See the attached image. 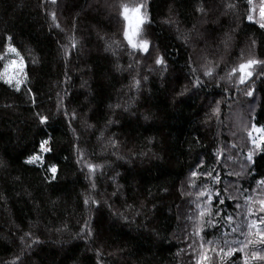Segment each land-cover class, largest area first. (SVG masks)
<instances>
[{
  "label": "trees",
  "instance_id": "16d2710c",
  "mask_svg": "<svg viewBox=\"0 0 264 264\" xmlns=\"http://www.w3.org/2000/svg\"><path fill=\"white\" fill-rule=\"evenodd\" d=\"M125 5H143L147 52L126 40ZM251 6L0 0V53L13 45L26 75L19 90L0 80V264H264V224L252 227L264 211L244 209L264 197V145L249 159L233 124L244 111L264 126V27ZM244 41L254 49L238 58ZM241 59L258 62L245 84L256 106L229 109L232 123L215 111ZM125 88L140 97L132 108Z\"/></svg>",
  "mask_w": 264,
  "mask_h": 264
},
{
  "label": "rangeland",
  "instance_id": "374dc122",
  "mask_svg": "<svg viewBox=\"0 0 264 264\" xmlns=\"http://www.w3.org/2000/svg\"><path fill=\"white\" fill-rule=\"evenodd\" d=\"M249 3L252 5L251 8L249 9V15H248V17L250 15L252 16V19L250 21H256L260 25L264 24V17H262L260 15V8L262 6H264V0H249ZM133 8H136V6L131 7L129 9H133ZM122 12H123V10H122ZM211 13L212 12H208L207 15L205 16V18L202 17L201 21L205 22L207 20V17L210 16ZM132 15L133 14L130 11L129 12V16H132ZM121 16H123V15L121 14ZM137 16L140 19H143L141 11H140V13L137 14ZM133 23H135V18L133 19ZM128 27H129V22L126 20V28H125V30ZM195 36L198 37V38L196 37V39H200L201 40V38H199L198 35L195 34ZM133 42L137 43V44H141L144 41L139 40L138 33H137L135 36H133ZM242 44H244V47H242L240 49L239 55H241V56H239L238 58L244 56L242 54L243 52L245 53V52H247V51H249L251 49H254L253 45L252 44H248L246 41H244V43H242ZM232 45H233V43L229 44L227 46L228 49H230V53H231V50H232ZM10 49H15V51L14 52L10 51ZM137 49L143 51L141 48H137ZM107 50H108V48L105 47V51H107ZM0 59L3 62V65H2V67L0 69V80L5 82V83H7L10 86H12L15 89H17V87L20 88L26 81V75H25V62H24L23 57L19 53V51L13 45L7 44L6 47H5V50L2 53H0ZM249 60H253V59H248V60L241 59V60H239L240 61L239 63L237 61L235 63L232 62L231 64L228 65V67L226 69V75L225 76L227 77V85H226L227 86V90H224V88H223V90H224L223 94H222L223 96L221 95L222 97L220 96V99L217 101V102L220 101V103L218 104L219 106L217 107V111H215L219 115H221L222 118H223V116H225L226 119L230 120L229 117H227V115L230 114V110H231V114H234L240 108L247 107V113H248V116H250L249 113L255 109L256 102H255V100H254L252 95H248L249 92H251L253 94V91L251 89H248L245 86V84L249 80L250 76L247 78V80L244 83H240L241 76L244 75V73H241V72L237 71L234 75H230V73H232L233 68H237L238 69L240 64L246 63ZM13 61H15V64H13ZM206 61H207V57L205 56L202 59V61H200L198 58L194 59L193 63H194V66L198 67L199 64L201 65V64L205 63ZM234 64H236V66H233ZM208 67H207V65L205 67L204 66L202 67L203 70H204L203 73L208 71ZM126 68L131 70L132 74L136 73L138 71L136 66L132 67V64H129V66L126 67ZM251 69H252V67L250 69H247V71H251ZM255 69H257V68H255ZM147 71L150 72L149 68L147 69ZM168 71H169V69L166 72H168ZM130 73H129V76H130ZM161 73L164 76L166 74V73H163V72H161ZM143 74H144L143 72H139V74H138V83H139L140 80L143 81L144 83L146 82V80H144L143 78L140 79ZM9 81H11V82L9 83ZM145 90L147 91V89H145ZM149 91L150 90L148 89L147 92H149ZM128 93H129L128 90L125 88L123 90V94L125 96H123L122 104H123V106L127 104L128 107L132 108V107L135 106V104H137V101H139L140 97L139 96L135 97L133 94H131L129 97H126L128 95ZM223 101H225V102L223 103ZM227 102H229L231 104V108H227V104H228ZM221 108L225 109L223 113L221 112ZM242 112H243V117L241 116V113H239V112L236 115L237 116L236 117L237 120H240V121H236L234 119V123H233L232 122V116H231V120L230 121L234 124L235 127L239 126L240 130L243 132L244 141L242 142L240 139H237L238 143L241 142L239 144V146L237 145L238 149L240 151L243 149L248 154H250L251 151H252V146L256 145V144L253 143V140L255 139L257 141V143H259L261 137H264V126H255V125H253L251 119H247L244 116V111H242ZM257 129H259V131H257ZM224 134H228L229 135L231 133L228 132V133H224ZM43 142L41 143V145L43 144ZM41 151H42V149H41ZM34 156H38V155H34ZM34 156L29 157L28 160H30ZM114 156L118 157L116 155H114ZM39 161H37L35 163H38ZM195 192H196V188H195ZM262 202H264V197H262L260 195H251L250 198L247 199V206L244 209L245 210H254V209H257V208H264V203H262ZM238 208H239V205H238ZM192 210H193L192 219H196V214H195L196 208L193 207ZM84 226H85V224L83 222L82 223V228H86ZM88 227L89 226L87 225V229H88ZM193 229H194V233H195L196 232V224H193ZM199 253H200L199 257L204 253L203 248L200 247V246H199Z\"/></svg>",
  "mask_w": 264,
  "mask_h": 264
},
{
  "label": "snow or ice",
  "instance_id": "6c2138e0",
  "mask_svg": "<svg viewBox=\"0 0 264 264\" xmlns=\"http://www.w3.org/2000/svg\"><path fill=\"white\" fill-rule=\"evenodd\" d=\"M143 7V5H139L137 6L136 8H133V9H129L127 5L123 6V12H122V15L124 16L125 20H127L129 22V27L125 30V37L128 41V43L134 48V49H137V48H141L144 52H147L148 51V48H149V45H148V42L147 41H144L142 42L141 44H137V43H134L133 42V36H135L139 29H140V25L142 23H144V20L143 19H140L137 14L140 13L141 11V8ZM131 11V13L133 14L132 16H129V12ZM260 15L262 17H264V6H262L260 8ZM135 18V23H133V19ZM249 20L252 19V16L250 15L248 17ZM261 27H264V24L261 25ZM10 51H15V49H10ZM163 61L161 58H158L156 60V63L157 64H161ZM258 63L257 61L255 60H249L247 61L246 63H242L239 65L238 69L237 68H233L232 70V73H230V75H234L237 71L241 72V73H244V75L241 76V79H240V83H244L247 78L249 76L252 75V72L251 71H247V69H250L254 64ZM13 64H15V61H13ZM206 76H209V75H212V69H209L207 72L204 73ZM11 81H9L10 83ZM197 83H200L199 81ZM17 90H19V87H17ZM248 95H252L251 92L248 93ZM46 122V118L45 117H41V123H45ZM257 131H259V129H257ZM253 143L257 145L258 148H260L262 145H264V137H261L260 139V142L257 143V141L254 139L253 140ZM48 144V141H44L43 144L41 145V149L43 152H48L50 151L49 148L46 147V145ZM249 159H251V154L249 155ZM41 160V157L40 156H34L32 157L30 160H28L27 162L28 163H35L37 161ZM53 175H55L57 169L55 166L51 167L49 169ZM193 176H196V173L193 172L192 173ZM260 183L264 184V181H261ZM201 195H203V193H201ZM264 203V202H262ZM262 211H264V208L261 209ZM201 215H203V213H201ZM261 224H264V217H261L259 219L258 222L254 223L252 225V227H256L258 230H259V225ZM250 243H252V241H250ZM255 243H259V244H262L264 245V235L261 236V239L259 241H256ZM231 253H229L230 255ZM260 259H264V257H259ZM199 264V262H198ZM247 264V262H246Z\"/></svg>",
  "mask_w": 264,
  "mask_h": 264
}]
</instances>
